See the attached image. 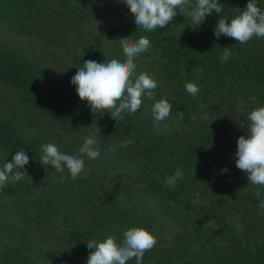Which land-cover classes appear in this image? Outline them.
<instances>
[{
  "label": "rangeland",
  "instance_id": "1",
  "mask_svg": "<svg viewBox=\"0 0 264 264\" xmlns=\"http://www.w3.org/2000/svg\"><path fill=\"white\" fill-rule=\"evenodd\" d=\"M95 1V0H94ZM93 7L83 6L86 5V0H65L68 5H62L60 0H48L46 2L47 8L43 9L44 26H48L54 31L43 30L45 36H23L21 34L22 27L15 28L12 26L14 22L13 17L5 18L0 15V46L9 45L13 48L23 50L26 52L29 58L35 62L41 61L44 65L45 74L52 84L50 90L52 93L58 96V100H62L67 97V92L75 93V86L71 84L73 76L77 72V68L82 67L80 60L74 58L75 54L88 53L86 49H91L90 44L94 43L95 33L107 32L112 25H121L125 21L135 20L134 16L130 14L129 8L120 2V0H96ZM231 4V19L238 14L239 10L246 8V5L250 0H233ZM257 5L264 9V0H256ZM39 4H43L42 2ZM76 6V8L73 7ZM83 6V7H81ZM78 12H77V11ZM180 14L174 18L172 23L160 30L166 31L169 29V36L175 31V27L182 21ZM71 22H70V21ZM66 22L67 26L63 25ZM64 26L62 28L61 26ZM174 28V29H173ZM92 29V30H91ZM119 40L115 42L107 41L106 53H108L112 59H125ZM90 43V44H89ZM151 48L141 54L136 60L137 74L140 72H147L154 76L157 81V88L154 90L156 100L167 98L171 100L178 97H188L192 100V117L194 121V127H189L186 123L180 121L177 116L171 111L169 119L160 123L159 127L156 126L153 115L152 105L155 101H150L146 98L143 99L141 109L136 114L125 113L124 116L128 117V120L138 117L144 128L147 130L145 134L149 137H166L168 139L167 146L172 145L173 148L188 146H194L198 143V140L204 136H210L212 133L215 135L213 139V146L209 147V151L212 153L210 163H202L195 172L198 173V178L192 181L190 191L195 196L193 201H189L191 205L193 216H190L176 204L172 202L169 195L175 191L174 187L164 188L163 184L161 191H152V181H156L155 175L152 174V166L147 167H131L127 170L121 169L113 174H103L104 180L102 189L105 193L111 205L116 204V200L120 196L126 198V203L131 205L128 211L133 214H137L139 217H147L146 222H153L154 215H165L169 222L167 223V229L163 233L155 235L157 248H170L171 240L174 239V235L178 232H190L192 226L195 227L194 218L202 217L208 212L210 202L203 198L201 192L210 194L214 190V186L218 187L219 182L216 181L215 169L218 168V159L228 162L231 158L228 153L234 155L237 151V141L240 136H247V114L254 108L264 106V97L260 98V90L256 91V94L247 89V84L242 81L234 83V87H231L232 94L231 99L228 102H222L220 98L215 96L216 87L214 86L217 81L215 74L211 70L205 71L202 66L201 71L194 74L192 82L196 83L199 88V94L193 98L185 91L177 80H173V76L166 72L167 62L159 60L156 49ZM158 53V49H157ZM240 53L250 58L254 63L264 66V39L253 38L246 44H240ZM156 54V55H155ZM225 66V63L220 65L212 64L208 65V68L221 69ZM205 86L209 87V94L206 95ZM256 97V102L253 103L250 97ZM51 101H53L51 99ZM53 102H39L37 98L31 99L26 94H18L16 91L11 90L9 87L2 84L0 80V118L2 116L11 117L16 119L17 126H22L21 131L32 132L30 136L42 135L43 144L53 143L57 145L61 152L68 154H77L79 147L83 143V139L88 135H93L101 142L100 157L105 156L108 153L110 147L114 145L111 139H116L118 143H122L121 136L118 134L116 127L112 122L103 116L102 120L98 121L95 125L97 132L87 131H71L66 128H62L59 123L53 119L54 111L51 106ZM41 107H44L41 109ZM95 113L94 115H96ZM4 118V117H3ZM2 119V118H1ZM1 122V120H0ZM94 127V126H93ZM93 127H90L93 128ZM100 129V130H99ZM94 130V129H91ZM104 133V135L102 134ZM16 144V138H14ZM19 140V138H18ZM32 151V140L27 139ZM133 141V140H132ZM171 141V142H170ZM133 144V143H132ZM207 145V143H206ZM113 153V152H112ZM111 153V154H112ZM127 155H123V161L133 163V153L127 151ZM109 154V153H108ZM11 156V155H10ZM3 153H0V167L4 165L1 158ZM13 157V156H12ZM97 158L96 160H89L86 156L85 168L92 163L97 166L103 167V159ZM116 158V157H115ZM218 158V159H217ZM101 161V162H99ZM11 162V160H10ZM200 163V162H199ZM174 164V163H173ZM197 164V163H195ZM195 164H190L196 167ZM175 165V164H174ZM47 167V171L45 169ZM164 167V168H163ZM162 168L165 170L162 183L167 177L174 175L176 168L172 165L164 163ZM166 168V169H165ZM178 168L183 172V178L186 176V172L189 171V166ZM55 170V169H54ZM50 166H43L35 164L32 173L38 172L39 175L36 180L37 183H31L25 190L26 192L20 196L6 195V193L0 189V264H87V257L94 249H87L84 253L77 246H70L62 240L61 234L64 233L63 228H69L73 221L72 218L60 217L54 213L44 212V208L48 206L52 207V203L55 202V196L61 200L62 194L66 187L72 183V179L67 169L63 172L54 171ZM54 174L51 179L48 173ZM57 173L66 174L64 181H69L66 184H62L59 190H52L45 185L47 181L50 183ZM83 175V174H81ZM78 177L76 180L84 179L83 176ZM213 177V179H212ZM49 178V179H48ZM176 182L175 187L178 182ZM213 180V181H212ZM75 181V180H74ZM182 183V182H181ZM242 183L244 180L242 179ZM88 179L85 178V186H88ZM212 184V185H211ZM58 185V184H57ZM84 186L82 184L76 186L75 189H81ZM23 185L21 186V188ZM52 187V185H51ZM224 187V188H223ZM40 196L36 199H31L33 194L39 189ZM208 189L205 191L204 189ZM248 188L253 190V187ZM145 190V193H151V195L144 196L145 200L135 201L134 197L138 195V192ZM254 192L248 195L250 200H247L246 195L235 193L234 198H230L227 204L225 213L229 219V227L224 229L226 232H219V225L215 223V216L208 214L209 217V234L206 237L205 244L214 241L218 242L219 246L223 243L227 244L233 240V235L237 232L238 227L241 229L237 234L245 235L247 238L249 235V228L254 227L257 219L261 215L264 216V212L259 208V204L264 200V188L260 189L261 196L257 197ZM56 193V194H54ZM229 190L225 186H219V196H228ZM54 194V195H53ZM85 193L82 197H85ZM126 194H128L126 196ZM168 196L167 201H164L163 195ZM31 197H30V196ZM236 195L239 197L237 198ZM133 196V197H132ZM206 196V195H205ZM217 196L214 201H216ZM27 199V202L24 200ZM253 199V201H252ZM70 199L68 198V201ZM82 202V200H81ZM135 203V206H134ZM230 204V207H228ZM86 205V204H84ZM88 205L91 206L90 202ZM19 207H27L30 211L32 219L24 221L22 216L24 214L17 212ZM59 208V207H58ZM139 208V209H138ZM228 208V209H227ZM62 211L66 212L68 207H61ZM134 209H137L133 212ZM92 210H94L92 208ZM258 214V216H257ZM224 215V212H223ZM50 218V227H56L59 232L52 231L46 228V224L41 220L46 221V218ZM159 220L162 219L159 216ZM61 219V220H59ZM86 217L78 219L81 223H84ZM72 221V222H71ZM79 223V224H81ZM158 225L157 230L163 226V223ZM12 227L18 230L23 235L19 238H14ZM69 226V227H68ZM211 226V228H210ZM213 227V228H212ZM105 239L104 237L101 240ZM77 243L75 241L70 244ZM221 243V244H220ZM216 244V243H215ZM46 252V255L35 256L39 248ZM217 246V245H216ZM24 253V255H23ZM83 253V254H82ZM128 264H135L134 259L129 261Z\"/></svg>",
  "mask_w": 264,
  "mask_h": 264
},
{
  "label": "trees",
  "instance_id": "2",
  "mask_svg": "<svg viewBox=\"0 0 264 264\" xmlns=\"http://www.w3.org/2000/svg\"><path fill=\"white\" fill-rule=\"evenodd\" d=\"M48 0H0V15L2 20H6L9 17L14 18L12 26L15 28L22 27L21 34L23 36H45V32L49 31L48 26H44L43 9L47 8ZM84 1V0H81ZM43 4H39V3ZM62 5L69 6L65 0H60ZM87 7H93L96 2L94 0H86ZM222 7V12L218 15L215 12L207 16L205 21L198 27V25L192 24L189 17L180 16L182 21L175 27V31L169 36V29L145 31L138 29V26L133 20L125 21L121 25H112L107 32L95 33L94 43L90 44L91 49H86L87 54H75L74 58L80 60V64L84 61L94 60L97 62H107L112 57L106 53V43L111 41L112 43L121 38L129 37L136 40L140 36L149 38L151 44L156 49V54L161 63L167 62L166 72L173 76V80H177L182 86L186 82H192L194 74L196 72L193 69L198 66L205 68L204 70H211L215 74V79L218 82L215 83V96L220 98L222 102H228L231 99L234 83L242 81L247 84V89L256 94L255 90H260V98L264 97V66L254 63L250 58L244 57L240 53V44L233 38L221 36L217 39L214 35V28L218 22V19L231 20V4L233 0H219ZM81 6V7H83ZM74 8L76 6L73 5ZM77 11V10H76ZM78 12V11H77ZM4 17L6 19H4ZM1 19V18H0ZM70 21V20H69ZM71 22V21H70ZM63 25L67 26L66 22ZM61 26L64 28V26ZM174 29V28H173ZM92 30V29H91ZM50 31H54L51 29ZM223 48H230L232 55L225 63V66L221 69L208 68L209 64L214 66L220 65ZM158 49V53H157ZM155 54V55H156ZM44 63L41 61L35 62L28 57L25 51L13 48L9 45L0 46V80L2 84L9 87L11 90L16 91L18 94H26L31 99L37 98L39 102H53L51 104L54 115L53 119L61 125L64 129L71 131H90L92 133L97 132L95 129L96 123L105 116L116 127L118 134L121 136L119 141L133 140L127 147H122V143H118L116 139H111L117 149L112 154H106L101 156L103 159V167L91 164L86 166L85 171L82 173L84 179L77 181L73 180L66 189L62 192V199L59 200L55 196V202L52 203V207L48 206L44 208V212L54 213L60 217L72 218V225L69 228H63L64 233L61 234V238L70 246H77L82 252H86L87 242L92 239L101 240L102 237L106 238L109 235H116L118 240L122 238L123 231L132 228L140 227L148 230L154 236L158 233H163L167 229V223L169 219L165 215H154L153 222H146V217H139L137 214L130 213L128 209L132 207L126 203V198L120 196L116 200L115 205H111L105 196L102 189L103 174L110 175L118 170H127L131 167H147L152 166L151 172L155 175L156 181H152V189L156 191L162 190V182L165 170L163 169L164 163L170 165L172 163L176 169L178 165L181 167L189 166V171L186 172V176L182 179V183L178 182L174 187L169 198L172 202H176L180 206V210L183 207V211L193 216V212L189 201H193L195 196L190 191L192 181L198 178V173L195 170L201 166L202 163H210L212 153L209 151V147L213 146V139L215 135L212 133L206 138L202 136L198 140V143L193 147L188 146L186 148H173L172 145L167 146L168 139L166 137H149L145 134L147 130L141 123L138 117L128 120V117L123 115V119H113L107 112H97L93 115L87 102L81 101L77 92H67V97L62 100H58V96L51 92L50 87L52 84L48 80ZM208 96L209 87L205 86L204 89ZM257 96V94H256ZM51 99L53 101H51ZM172 105V111L177 118L186 123L189 127H194V121L192 117V100L188 97H178L177 99L170 101ZM44 107H41V109ZM183 113V118H179V114ZM4 117V118H3ZM2 118V119H1ZM0 118V153H3L4 157L1 158L5 163L7 160L12 161V156L16 151L25 150L29 156V164L26 165L29 177H26L19 182H8L2 190L6 195L20 196L23 195L26 189L31 183L39 184L37 179L38 172L32 173L35 164L42 165L40 162V156L42 154V135L32 138L30 135L32 132L21 131L22 126H17V121L11 117L2 116ZM94 126V127H93ZM90 127H93L91 129ZM104 135V133H102ZM14 138H16V144ZM19 138V140H18ZM32 140V151L28 150L31 147L28 144L27 139ZM171 142V141H170ZM207 143V145H206ZM26 147L28 149H26ZM133 153V163L123 161V155ZM227 154L231 157L228 162L218 159L217 166L214 173L216 175V181L219 182V186H225L229 190V195L225 197L219 196V186L215 187L210 194H206L203 191L201 195L207 201L210 202L208 212L202 215V217L194 218L195 227L192 226L190 232H178L174 235V239L171 240L170 248H157L153 247L150 251L146 252L143 257V264H264V216L261 215L254 227L249 228V235L246 238L245 235L239 234L241 230L239 227L237 232L233 235V240L227 244H221L214 241L205 244V238L209 234V217L208 214L215 216V223L219 225V232H226L224 229L229 227V219L225 213L227 204L230 198H234L235 193H240L247 196V200H250L248 195L256 191V186L250 185L247 178V174L236 167V159L231 153ZM11 155V156H10ZM116 157V158H115ZM101 162V161H99ZM200 162V163H199ZM175 165H174V164ZM197 163V164H195ZM190 164H195L193 167ZM3 167V166H2ZM51 167V166H50ZM163 167V168H162ZM227 168L225 173L222 170ZM166 169V168H165ZM54 170V169H53ZM103 170V174H101ZM55 171V170H54ZM48 173L49 178L54 174ZM36 175V176H35ZM57 177L45 184L47 188L52 190H59L62 184H66L69 181L61 182V178L65 177L64 173H57ZM80 177V176H79ZM48 178V179H49ZM85 178L88 179V186H85ZM159 178L161 180H159ZM213 179V177H212ZM242 179L244 183H242ZM214 180V179H213ZM212 180V181H213ZM58 184V185H57ZM84 185L79 189H75L78 185ZM23 187L21 188V186ZM52 185V187H51ZM212 185V184H211ZM253 187V190L248 188ZM59 188V189H58ZM224 188V187H223ZM262 187L261 189H263ZM31 199H36L40 196V190L45 188H38ZM208 191V189H204ZM85 193V197H82ZM264 193V191H263ZM56 194V193H54ZM53 194V195H54ZM248 194V195H247ZM128 194H126L127 196ZM151 193H145V190L138 192V195L134 197L135 201L145 200L144 196H149ZM164 201H167L168 196L162 194ZM206 195V196H205ZM219 198L214 201V199ZM133 197V196H132ZM238 198L239 196L236 195ZM68 198L70 199L68 201ZM82 200V202H81ZM253 201V199H252ZM27 202V199L24 200ZM90 202L91 206L88 205ZM86 204V205H84ZM68 207L67 211H62L61 207ZM135 206V203H134ZM59 207V208H58ZM230 207V204L229 206ZM92 208L94 210H92ZM24 214L22 216L24 221L32 219L30 211L27 207H19L17 212ZM139 209V208H138ZM228 209V208H227ZM137 209H134L136 211ZM224 212V215H223ZM159 216L162 217L159 220ZM258 216V214H257ZM81 217H86L84 223L78 221ZM61 220V219H59ZM71 221V222H72ZM46 224V228L59 232L56 227H50V218H46V221L41 220ZM81 223V224H79ZM163 226L160 230L158 225ZM9 228L14 232L13 237L19 238L23 233L18 230ZM211 228V226H210ZM213 228V227H212ZM73 243L71 245V242ZM217 245V246H216ZM46 255L41 246L35 256ZM83 254V253H82ZM24 255V253H23ZM135 263V260H134ZM16 264V263H15Z\"/></svg>",
  "mask_w": 264,
  "mask_h": 264
},
{
  "label": "clouds",
  "instance_id": "3",
  "mask_svg": "<svg viewBox=\"0 0 264 264\" xmlns=\"http://www.w3.org/2000/svg\"><path fill=\"white\" fill-rule=\"evenodd\" d=\"M125 4L135 18L138 29L156 31L172 23L179 13L190 18L192 24L198 27L207 16L222 12L219 0H120ZM217 39L221 36L233 38L243 45L253 38L264 39V9L257 5L256 0H250L246 8L230 20L218 19L214 28ZM130 37V36H129ZM121 38L118 42L125 59H111L103 63L94 60L84 61L77 68L71 80L81 101L87 102L93 115L97 112H107L115 120L123 119L125 113L136 114L142 106L143 99L155 101L152 105V115L157 127L171 116L172 105L167 98L156 100L154 90L157 81L147 72L137 74L135 60L151 48L149 38L140 36L133 40ZM232 55L230 48H223L221 63L227 62ZM194 72L201 69L196 66ZM185 91L195 98L200 91L194 82H186ZM253 103L256 97H250ZM183 118V113L179 114ZM247 136H240L235 153L236 167L247 174L250 185L256 186L255 195L261 196L260 189L264 187V106L254 108L247 114ZM100 130V129H99ZM131 140L122 142V147L131 144ZM101 142L97 137L88 135L83 139L77 154L61 152L57 145L46 143L42 145L40 162L43 166H51L58 172L67 169L72 180H76L85 171L86 156L89 160L100 157ZM110 147L108 153L115 152ZM30 162L25 150L15 152L12 161L8 160L0 167V189L8 182H19L29 177L26 165ZM47 171V167H45ZM227 172L228 169L222 170ZM183 178V172L178 168L174 175L166 178L164 188L175 187L176 182ZM65 178H61L64 182ZM264 212V200L259 204ZM157 243L153 234L140 227L129 228L118 240L116 235H109L103 240L92 239L87 242L88 249H94L87 257V264H143V257Z\"/></svg>",
  "mask_w": 264,
  "mask_h": 264
}]
</instances>
